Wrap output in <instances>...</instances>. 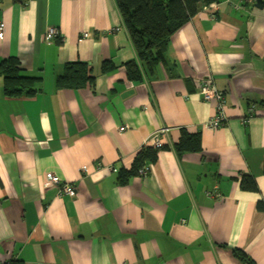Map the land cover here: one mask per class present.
I'll return each mask as SVG.
<instances>
[{
  "label": "crops",
  "instance_id": "0c3cea01",
  "mask_svg": "<svg viewBox=\"0 0 264 264\" xmlns=\"http://www.w3.org/2000/svg\"><path fill=\"white\" fill-rule=\"evenodd\" d=\"M0 23V63L14 59L39 81L33 97L8 98L0 77L1 262L264 264V7H201L170 37L166 64L140 82L126 76L136 55L116 0H0ZM49 28L59 37L44 39ZM78 62L93 83L57 88ZM104 62L114 70L102 73ZM203 81L224 96L214 130ZM181 131L200 136L199 152L177 156ZM147 148L156 160L120 185ZM48 174L75 195L46 187ZM243 176L257 192L241 188Z\"/></svg>",
  "mask_w": 264,
  "mask_h": 264
},
{
  "label": "trees",
  "instance_id": "16d2710c",
  "mask_svg": "<svg viewBox=\"0 0 264 264\" xmlns=\"http://www.w3.org/2000/svg\"><path fill=\"white\" fill-rule=\"evenodd\" d=\"M219 0H116L123 25L128 33L136 59L127 62L126 76L131 82L142 81L158 65L166 64V50L170 37L187 20L194 17L201 7L218 3ZM102 73H109L114 66L108 62L101 65ZM0 77L3 78V91L8 98H30L36 95L38 79L23 76L14 59L0 63ZM86 64L70 63L65 65L64 74L57 77L56 87L60 89H77L87 83H93ZM200 136L181 131L178 142L173 146L177 156L200 151ZM157 149L147 148L135 158L129 171L118 173L117 182L125 185L128 179L135 176L145 162L156 160ZM264 172V164H263ZM240 186L245 191L257 192V185L250 176H243ZM257 208L264 211L260 201ZM234 255L244 260L243 253L233 250Z\"/></svg>",
  "mask_w": 264,
  "mask_h": 264
},
{
  "label": "built area",
  "instance_id": "2783aa9c",
  "mask_svg": "<svg viewBox=\"0 0 264 264\" xmlns=\"http://www.w3.org/2000/svg\"><path fill=\"white\" fill-rule=\"evenodd\" d=\"M227 1V0H226ZM4 34V24L0 23V38L3 37ZM88 34H84V37H87ZM59 37V32L55 28H49L44 34V39L52 40ZM198 95L202 98L203 101L212 103L214 105V115L213 117L205 124L208 129H217L223 125L225 122L224 116V96L223 94L216 89V87L209 81H203L198 88ZM253 108L251 107L248 110V118L252 116ZM247 119H244L246 122ZM120 131H123L124 128H120ZM167 132V129H162L158 132H155L150 137L149 141L152 143L153 147L161 146V137ZM148 168H143L139 172H146ZM46 187H56L58 189L59 195L73 197L75 195V188L72 184L62 183L59 178L53 174H48L46 176V181L44 184ZM209 195V194H208ZM0 264H5L0 261Z\"/></svg>",
  "mask_w": 264,
  "mask_h": 264
},
{
  "label": "water",
  "instance_id": "95a60500",
  "mask_svg": "<svg viewBox=\"0 0 264 264\" xmlns=\"http://www.w3.org/2000/svg\"><path fill=\"white\" fill-rule=\"evenodd\" d=\"M254 6L256 8H263L264 7V0H254Z\"/></svg>",
  "mask_w": 264,
  "mask_h": 264
}]
</instances>
